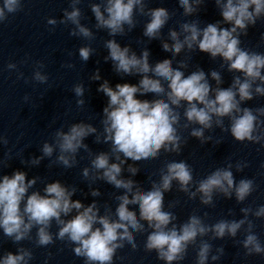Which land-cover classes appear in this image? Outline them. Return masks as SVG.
<instances>
[{
    "label": "clouds",
    "instance_id": "1",
    "mask_svg": "<svg viewBox=\"0 0 264 264\" xmlns=\"http://www.w3.org/2000/svg\"><path fill=\"white\" fill-rule=\"evenodd\" d=\"M207 2L178 0L183 15L195 18L179 22L178 30L169 28L166 39L162 29L174 13L165 7H149V0L90 3L95 29L107 31L112 37L104 41L108 53L104 61H111L114 72L122 78L138 76L140 79L136 84L117 83L115 87L103 80L97 91L108 99L100 113L101 128L83 121L67 124L66 130L62 125L52 133L51 141L42 143L41 155L22 159L21 163L37 167L48 159V167L58 165L71 169L77 166L78 156L83 151L90 161L81 172L88 181V194L94 198L102 195L99 188L92 186L97 181L111 185L121 194L113 197L117 202L115 210L104 204L101 214V205L96 199L89 204L72 199L78 191L74 185L55 180L45 182L42 191L33 190L40 177L29 179L21 170L2 175L0 230L4 237L20 244L33 240L35 229L36 247L46 248L57 240L65 242L72 246L76 257L83 258L84 264H113L118 250L126 245L137 250L136 234L145 232L144 251L155 252L163 264H180L190 246L195 248V264L219 261L224 248H214L210 241L225 238L240 245L246 257L264 256V243L255 231L254 220L250 219L264 218V205L241 207L242 218L219 219L213 224L205 222L207 212L203 216L193 212L186 221L177 223V215L169 209L176 207L179 201L170 202L165 207V193L172 191L174 182L177 191L184 193L189 200L199 198L203 206L214 207L218 196L234 197L237 204H243L256 191L257 185L252 178L237 181L233 168L236 172H243L249 166L247 161L233 164L229 159L224 166L197 180L193 168L185 160L173 159L164 164L159 171V180H152L148 189L132 179L140 172L138 162L156 160L162 151L179 155L187 143L183 131L201 144H207L214 137L205 133L219 129L229 133L237 142L259 144L264 148V106L255 109L244 106L257 97H264V52L241 46V37L247 36L249 28L255 27L258 21L264 23V0H212L222 19L202 26L198 13ZM80 4L81 0H70V10L64 9L61 19L48 18L47 24L52 26L50 31H54L58 24H70V36L87 41L95 39L92 29L81 22ZM20 11H23V0H3L0 24L8 22L10 15ZM137 16L148 18L143 36L149 41L159 40L162 50L171 53V58L151 63L147 47L137 55L131 46L122 47L117 42L115 37L125 36L136 28ZM261 45H264V34L261 35ZM197 51L206 53L213 61L218 58L222 61L220 68H226L232 74L227 88L221 87L224 78L219 70L206 73L197 65L185 74L191 59L188 54ZM94 52L90 44L78 49L79 58L85 63ZM182 52L185 57L174 64V58ZM27 59L21 63H27ZM45 67L43 61H35L29 80L16 63L7 64V69L15 71L17 79H23L26 84L31 81L49 84ZM61 67L74 69L75 64L65 63ZM90 79H102L99 69ZM72 92L77 97V107L83 108L86 103L83 83H76ZM149 94L153 99L137 98ZM23 99L27 103L30 96L25 95ZM90 136L94 137L95 144L108 145V150L94 153L85 143ZM215 142L219 144L221 140ZM8 143V138L0 135V144L6 146ZM129 160L132 163H128ZM125 171L129 174L127 177ZM228 215H234L231 209ZM53 223L57 228L55 233L51 231ZM240 233L244 238L237 240ZM32 260L33 251L23 246L15 253L6 251L0 255V264H30Z\"/></svg>",
    "mask_w": 264,
    "mask_h": 264
}]
</instances>
